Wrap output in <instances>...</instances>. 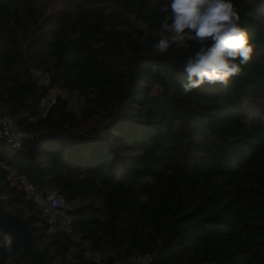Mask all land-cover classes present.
I'll list each match as a JSON object with an SVG mask.
<instances>
[{
	"label": "trees",
	"instance_id": "16d2710c",
	"mask_svg": "<svg viewBox=\"0 0 264 264\" xmlns=\"http://www.w3.org/2000/svg\"><path fill=\"white\" fill-rule=\"evenodd\" d=\"M167 2L0 0V114L41 133L0 157L64 196L72 232L50 233L1 165L0 195L49 264H264V0H233L254 45L242 73L188 95L181 65L198 46L152 54ZM55 85L79 113L59 99L40 116ZM3 245L0 264H28Z\"/></svg>",
	"mask_w": 264,
	"mask_h": 264
},
{
	"label": "clouds",
	"instance_id": "9594fccd",
	"mask_svg": "<svg viewBox=\"0 0 264 264\" xmlns=\"http://www.w3.org/2000/svg\"><path fill=\"white\" fill-rule=\"evenodd\" d=\"M159 11L164 35L152 44L153 55H166L187 42L198 46L181 65L186 73L179 88L183 95L205 84L226 87L252 59L254 45L233 0H168ZM4 239L3 246L10 248L11 237Z\"/></svg>",
	"mask_w": 264,
	"mask_h": 264
},
{
	"label": "built area",
	"instance_id": "2783aa9c",
	"mask_svg": "<svg viewBox=\"0 0 264 264\" xmlns=\"http://www.w3.org/2000/svg\"><path fill=\"white\" fill-rule=\"evenodd\" d=\"M34 73L43 81L47 80L50 76L48 72L40 69H34ZM59 99L66 100L67 107H70L73 102L83 101V98L76 91H68L55 85L51 88L49 93L44 95L40 100V116L46 117ZM39 135H41L40 132L21 129L12 115L8 113L0 114V139L8 143L11 147H20L25 141L35 140ZM0 165L8 170L9 176L13 182H18L27 188L28 192L26 197L33 199L38 207L48 214L50 233H57L60 228L65 229L69 233L72 232V219L68 211L73 209V207L66 202L64 196L59 191L48 189L46 194H42L36 189L35 185L29 181L26 175L19 173L1 157ZM0 196L3 199L5 198L2 195ZM3 235L4 237L6 235L9 236L7 233H3ZM4 237L0 240V246L6 243ZM86 254L88 257L91 256V251L88 250ZM97 256H99V253H97ZM131 264H149V256H135Z\"/></svg>",
	"mask_w": 264,
	"mask_h": 264
},
{
	"label": "water",
	"instance_id": "95a60500",
	"mask_svg": "<svg viewBox=\"0 0 264 264\" xmlns=\"http://www.w3.org/2000/svg\"><path fill=\"white\" fill-rule=\"evenodd\" d=\"M0 232L7 233L12 244L20 247V258L28 264H49L31 234L28 219L7 208L0 196Z\"/></svg>",
	"mask_w": 264,
	"mask_h": 264
},
{
	"label": "rangeland",
	"instance_id": "374dc122",
	"mask_svg": "<svg viewBox=\"0 0 264 264\" xmlns=\"http://www.w3.org/2000/svg\"><path fill=\"white\" fill-rule=\"evenodd\" d=\"M254 103V102H253ZM252 102L250 103V102H247V104L249 105V106H251V104H253ZM78 103H76V102H73V104L70 106V108H72V109H75V111L77 112V113H79V105H77ZM80 104V103H79ZM258 105H263V102H258L257 103ZM11 148V146L8 144V143H6V142H4L3 143V146L2 147H0V154L1 155H4V156H6V155H8L10 152H9V149Z\"/></svg>",
	"mask_w": 264,
	"mask_h": 264
}]
</instances>
